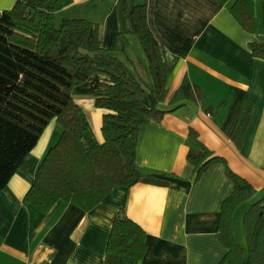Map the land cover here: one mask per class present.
Segmentation results:
<instances>
[{
	"label": "crops",
	"instance_id": "1",
	"mask_svg": "<svg viewBox=\"0 0 264 264\" xmlns=\"http://www.w3.org/2000/svg\"><path fill=\"white\" fill-rule=\"evenodd\" d=\"M143 1L128 0L125 14L124 0H72L56 13L55 23L84 19L98 25L103 49L144 86V106L164 112L160 121L140 127L135 165L144 177L167 184L113 189L89 211L63 201L46 214L26 206L23 200L38 166L61 134L54 119L25 158L24 169L0 192V264H104L118 211L146 235V253L135 264H218L227 249L217 239V224L233 185L221 164L211 165L194 181L193 167L186 159L191 149L203 147L222 158L250 185L253 196H263L264 61L252 56L249 44L264 41V0H253L258 23L254 34L231 15L234 0L225 5L213 0H147V25L164 49L168 69L167 95L159 104L150 91L145 55L130 33L128 11ZM14 3L0 0V13ZM87 3H95L100 17L80 11ZM185 79L199 89L198 101L172 99ZM107 82L106 76L93 75L71 92L98 142L106 112L94 107L93 92ZM244 106L250 107V119L237 148L233 138ZM191 130L197 141L190 137Z\"/></svg>",
	"mask_w": 264,
	"mask_h": 264
},
{
	"label": "trees",
	"instance_id": "2",
	"mask_svg": "<svg viewBox=\"0 0 264 264\" xmlns=\"http://www.w3.org/2000/svg\"><path fill=\"white\" fill-rule=\"evenodd\" d=\"M124 0L123 12L127 13ZM144 0L129 11L130 33L137 37L151 76L150 91L156 103L165 100L168 69L163 47L147 25ZM225 5L231 0H213ZM72 0H15L0 13V192L11 177L24 169V161L45 128L56 120L61 134L43 157L32 185L24 197L26 206L46 214L58 202L71 203L84 211L95 208L113 189L138 183L166 185L144 177L135 165L139 129L164 114L147 108L144 86L114 54L103 49L98 25L84 19L55 23V15ZM230 13L241 27L254 34L257 18L253 0H234ZM254 58L264 61V41L249 44ZM108 78L93 92L94 107L105 111L98 142L72 90L93 75ZM200 91L186 79L172 99L198 101ZM244 106L233 142L240 148L250 119ZM197 141V135L190 131ZM194 181L214 164H221L233 189L222 205L216 236L227 249L218 264H243L245 250L232 228L236 208L250 197L252 189L232 172L226 162L207 149H191L186 156ZM247 240L245 264H264V194L244 213ZM147 249L145 232L123 211L112 221L104 264H135Z\"/></svg>",
	"mask_w": 264,
	"mask_h": 264
},
{
	"label": "rangeland",
	"instance_id": "3",
	"mask_svg": "<svg viewBox=\"0 0 264 264\" xmlns=\"http://www.w3.org/2000/svg\"><path fill=\"white\" fill-rule=\"evenodd\" d=\"M94 4L95 3H87L85 6L79 8L81 12L89 14L90 16H92L93 18H97L100 17L99 15H97V10L94 9ZM102 14L104 15V13L102 12ZM62 19L58 20V24H60V21ZM57 24V25H58ZM123 42H125L123 40ZM262 196H253L252 194L250 195V197L248 198V200H246L245 202L241 203L238 206L237 211L235 212V222L234 224H232V228L234 230V237L237 241V243L245 250V258H244V262L243 264L246 263V259H247V240H246V236H245V232H244V228H243V224H242V216L243 214L250 208V206L252 204H254L255 202H257ZM237 215V216H236Z\"/></svg>",
	"mask_w": 264,
	"mask_h": 264
}]
</instances>
